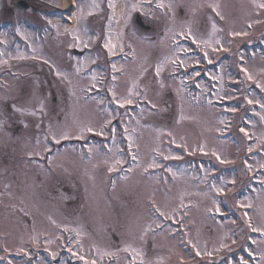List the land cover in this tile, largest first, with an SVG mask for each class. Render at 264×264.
Here are the masks:
<instances>
[{
  "label": "rangeland",
  "instance_id": "obj_1",
  "mask_svg": "<svg viewBox=\"0 0 264 264\" xmlns=\"http://www.w3.org/2000/svg\"><path fill=\"white\" fill-rule=\"evenodd\" d=\"M101 2L68 27L30 11L0 31V261L49 264L64 244L79 264H264V0H177L163 18L107 0L121 19L107 39L79 15ZM124 47L132 58L110 59ZM176 65L205 91L186 95ZM92 130L105 151L54 146ZM59 227L76 239L58 243Z\"/></svg>",
  "mask_w": 264,
  "mask_h": 264
},
{
  "label": "flooded vegetation",
  "instance_id": "obj_2",
  "mask_svg": "<svg viewBox=\"0 0 264 264\" xmlns=\"http://www.w3.org/2000/svg\"><path fill=\"white\" fill-rule=\"evenodd\" d=\"M6 0H0L1 3V9L4 12V14H7L8 16H10L11 18L14 17V6L15 3H17L16 0H9V2H7ZM32 8L35 9V6L32 5ZM19 128H17L15 130V132H18Z\"/></svg>",
  "mask_w": 264,
  "mask_h": 264
}]
</instances>
